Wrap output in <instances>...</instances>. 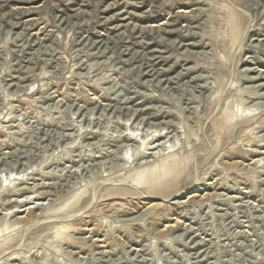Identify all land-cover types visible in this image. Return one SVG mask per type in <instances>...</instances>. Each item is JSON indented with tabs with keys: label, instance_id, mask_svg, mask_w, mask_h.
Instances as JSON below:
<instances>
[{
	"label": "rangeland",
	"instance_id": "1",
	"mask_svg": "<svg viewBox=\"0 0 264 264\" xmlns=\"http://www.w3.org/2000/svg\"><path fill=\"white\" fill-rule=\"evenodd\" d=\"M0 264H264V0H0Z\"/></svg>",
	"mask_w": 264,
	"mask_h": 264
},
{
	"label": "bare ground",
	"instance_id": "2",
	"mask_svg": "<svg viewBox=\"0 0 264 264\" xmlns=\"http://www.w3.org/2000/svg\"><path fill=\"white\" fill-rule=\"evenodd\" d=\"M164 173V172H163ZM163 176H164V174H163ZM143 186V185H142ZM145 187V186H144ZM193 197V195L191 196V197H189V198H192Z\"/></svg>",
	"mask_w": 264,
	"mask_h": 264
}]
</instances>
